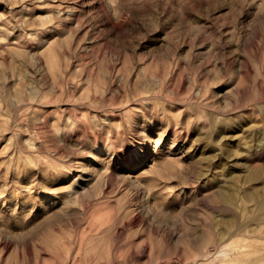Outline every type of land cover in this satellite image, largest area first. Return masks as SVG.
Listing matches in <instances>:
<instances>
[{"label": "rangeland", "instance_id": "rangeland-1", "mask_svg": "<svg viewBox=\"0 0 264 264\" xmlns=\"http://www.w3.org/2000/svg\"><path fill=\"white\" fill-rule=\"evenodd\" d=\"M0 264H264V0H0Z\"/></svg>", "mask_w": 264, "mask_h": 264}, {"label": "bare ground", "instance_id": "bare-ground-1", "mask_svg": "<svg viewBox=\"0 0 264 264\" xmlns=\"http://www.w3.org/2000/svg\"><path fill=\"white\" fill-rule=\"evenodd\" d=\"M224 194V193H223ZM221 195V194H220ZM225 197L224 198H228V196L227 195H224ZM222 197H223V195H222ZM227 200V199H226Z\"/></svg>", "mask_w": 264, "mask_h": 264}]
</instances>
